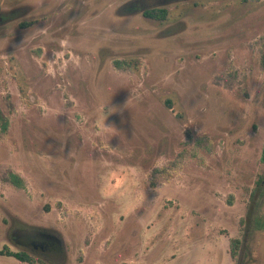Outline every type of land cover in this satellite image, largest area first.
<instances>
[{"label": "rangeland", "instance_id": "374dc122", "mask_svg": "<svg viewBox=\"0 0 264 264\" xmlns=\"http://www.w3.org/2000/svg\"><path fill=\"white\" fill-rule=\"evenodd\" d=\"M263 43L264 0H0V251L264 264Z\"/></svg>", "mask_w": 264, "mask_h": 264}, {"label": "trees", "instance_id": "16d2710c", "mask_svg": "<svg viewBox=\"0 0 264 264\" xmlns=\"http://www.w3.org/2000/svg\"><path fill=\"white\" fill-rule=\"evenodd\" d=\"M167 15H168L167 11L160 9V8L150 9V10H147L145 12V16L147 18L157 20V21L166 20ZM115 64H116V66H118L120 63L116 62ZM261 65L264 69V43H263V50H262V54H261ZM2 120H4V117L0 113V131L3 129H7V127H8L7 122L3 124ZM262 162L264 163V148H263ZM9 176H10L9 181L12 184L19 186V187L21 186V181L18 178V176L14 175V174H11ZM240 245H241L240 240H238V239L232 240V242H231V256L233 259H236L238 256L239 250H240ZM0 255L7 256V257H13V258H15V259H17L23 263H30V264L34 263V258L26 252L15 253V252L10 251L8 248H6L5 250L0 251Z\"/></svg>", "mask_w": 264, "mask_h": 264}, {"label": "flooded vegetation", "instance_id": "af4514ba", "mask_svg": "<svg viewBox=\"0 0 264 264\" xmlns=\"http://www.w3.org/2000/svg\"><path fill=\"white\" fill-rule=\"evenodd\" d=\"M155 8H159V7H144L142 9H139L141 11V14L144 18L146 19H150L147 18L145 16V12L147 10L150 9H155ZM136 10V9H135ZM134 10V12H135ZM153 20V19H151ZM19 248H22L23 251L22 252H26L29 253L31 255H35L36 252H38V249H40L42 252H52L53 250L57 249L58 246V242L54 241V239L46 234H22L21 236V240L17 241L16 243Z\"/></svg>", "mask_w": 264, "mask_h": 264}]
</instances>
